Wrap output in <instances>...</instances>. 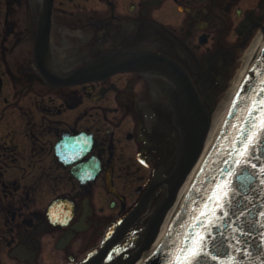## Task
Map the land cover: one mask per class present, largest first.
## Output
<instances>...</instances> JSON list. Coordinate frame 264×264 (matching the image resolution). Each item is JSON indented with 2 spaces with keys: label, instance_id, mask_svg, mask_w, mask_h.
I'll use <instances>...</instances> for the list:
<instances>
[{
  "label": "flooded vegetation",
  "instance_id": "1",
  "mask_svg": "<svg viewBox=\"0 0 264 264\" xmlns=\"http://www.w3.org/2000/svg\"><path fill=\"white\" fill-rule=\"evenodd\" d=\"M259 31L264 0H0V264L138 257Z\"/></svg>",
  "mask_w": 264,
  "mask_h": 264
},
{
  "label": "water",
  "instance_id": "2",
  "mask_svg": "<svg viewBox=\"0 0 264 264\" xmlns=\"http://www.w3.org/2000/svg\"><path fill=\"white\" fill-rule=\"evenodd\" d=\"M256 57L211 151H208L181 201L176 218L170 222L153 255L148 258L151 254L148 253L149 249L144 252L141 263L148 259L142 264H188V258L194 254L198 242L202 237L208 239L209 236L214 240L204 249L206 255L202 254L204 258L201 264H264V145L248 156L252 140L264 130V44ZM257 108L259 112L255 111ZM250 111L255 123L249 116ZM197 154L183 152L171 180L174 177L182 179ZM246 158L248 163L245 162ZM172 199L170 193L167 205ZM168 210L162 215L159 227ZM110 243L79 264H102ZM182 249H186L183 254ZM212 256L216 259H211ZM136 259L127 264H132ZM108 264L123 262L116 260Z\"/></svg>",
  "mask_w": 264,
  "mask_h": 264
},
{
  "label": "bare ground",
  "instance_id": "3",
  "mask_svg": "<svg viewBox=\"0 0 264 264\" xmlns=\"http://www.w3.org/2000/svg\"><path fill=\"white\" fill-rule=\"evenodd\" d=\"M264 42V31H259L258 34L255 36L253 41L245 48V50L242 52L238 66L235 69V72L233 74L232 79V88L229 90L228 97L223 101L220 108H215V111L213 112V116L211 118L210 126L208 129V133L205 139V142L203 144L202 151L200 152L198 159L196 160L195 164L193 165L191 171L188 173L187 177L185 178L183 184L181 185L174 202L172 206L169 208L168 212L166 213L165 217L163 218L161 225L159 227V230L157 232V235L151 244L148 253H151L155 247L161 242L164 235L166 234V231L168 230V227L170 225V222L174 218L175 214L177 213V209L179 208L181 201L183 199V196L189 187L199 165L202 163V161L205 159L217 133L221 126L222 119L226 113V110L230 104L231 98L233 93L237 90V88L240 86L242 80L246 76V73L253 62L254 58L258 54V52L261 49V46ZM145 252V251H144ZM144 252L142 253L140 259H136V261L133 264H140L144 255Z\"/></svg>",
  "mask_w": 264,
  "mask_h": 264
},
{
  "label": "snow or ice",
  "instance_id": "4",
  "mask_svg": "<svg viewBox=\"0 0 264 264\" xmlns=\"http://www.w3.org/2000/svg\"><path fill=\"white\" fill-rule=\"evenodd\" d=\"M256 112H259L260 109L257 108L255 109ZM249 116L252 117V122L255 123V119L253 117L252 111L249 112ZM241 143H243V141H241ZM262 145H264V130H262L253 140H252V147L248 150V156H251L252 153L256 150H258ZM246 163H248V159L246 158L245 160ZM225 163H227V161H225ZM239 163V162H238ZM253 167H255V165H252ZM262 183H264V181H262ZM214 240V237L209 236L208 239H204L203 237L201 238V240L198 242L195 250H194V254L188 258V264H201V260L204 258V255H206V253H204V249L207 248L209 246V243ZM186 249H182L181 252L183 254V251H185ZM204 254V255H202ZM211 259L215 260L216 257L212 256Z\"/></svg>",
  "mask_w": 264,
  "mask_h": 264
},
{
  "label": "rangeland",
  "instance_id": "5",
  "mask_svg": "<svg viewBox=\"0 0 264 264\" xmlns=\"http://www.w3.org/2000/svg\"><path fill=\"white\" fill-rule=\"evenodd\" d=\"M230 84H232V81H231V83ZM229 89H230V87H229ZM228 89V90H229ZM228 92V91H227ZM224 96V97H223ZM227 93H225V95H222L221 97H220V99H219V102L217 103L218 105H216V107L217 108H220V106H221V104L223 103V101L227 98Z\"/></svg>",
  "mask_w": 264,
  "mask_h": 264
}]
</instances>
